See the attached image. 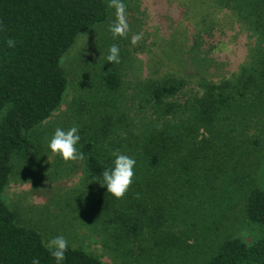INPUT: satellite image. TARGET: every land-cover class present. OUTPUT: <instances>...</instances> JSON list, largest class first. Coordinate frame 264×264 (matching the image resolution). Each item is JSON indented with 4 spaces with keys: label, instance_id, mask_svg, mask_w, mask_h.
Wrapping results in <instances>:
<instances>
[{
    "label": "rangeland",
    "instance_id": "1",
    "mask_svg": "<svg viewBox=\"0 0 264 264\" xmlns=\"http://www.w3.org/2000/svg\"><path fill=\"white\" fill-rule=\"evenodd\" d=\"M105 2L107 20L80 34L61 60L68 82L61 105L29 133L39 156L33 161L11 160L1 199L16 214L17 224L36 230L49 247L81 249L105 264H206L229 237L247 244L263 237L264 231L246 218L243 198L251 189L264 188V136L261 149L236 166L230 163L229 171L215 159L226 158L232 149H237L232 155L237 159L243 148L235 145L240 143L223 146L221 151L212 147L210 161L214 167L210 171L199 170L193 178L175 177V185L171 178L168 189L164 183L167 176L155 179L152 191H148L154 206L146 212L152 223L131 235L139 244L133 252H126L127 238L114 226L105 233L96 227L102 225L103 218L99 210L92 213L88 202V190L94 184L87 177L80 147L82 138L88 139L100 128L99 115L107 112L110 117H125L124 124L113 127L123 136L124 125L132 116L134 123L141 117L153 119L156 105L150 88L154 84H177L178 92L166 102L180 104L200 92V83L236 84L240 77L253 73L264 56V43L254 31L256 0L231 5H217L215 0ZM211 33L222 41L215 57L205 59L197 49L188 51L189 35H200V49H207L213 38L207 34ZM107 72L120 76L118 91L103 88L100 77ZM261 80L256 78V82ZM253 98L245 104L264 113V103L258 108ZM97 145L100 148L99 141ZM106 150L110 154L112 149ZM241 169L250 177L244 187L239 186L245 180L238 172ZM181 185L184 187L179 191ZM136 196L142 202L140 198L145 195L139 193L133 198ZM111 201L113 217L120 204L113 198ZM121 209L122 214L127 212ZM132 214H136L134 209ZM165 220L162 235L161 222ZM174 236L177 241L172 245Z\"/></svg>",
    "mask_w": 264,
    "mask_h": 264
},
{
    "label": "trees",
    "instance_id": "2",
    "mask_svg": "<svg viewBox=\"0 0 264 264\" xmlns=\"http://www.w3.org/2000/svg\"><path fill=\"white\" fill-rule=\"evenodd\" d=\"M238 1L248 0H215L217 5ZM256 2L254 31L259 42L264 43V0ZM107 18L105 0H0V264H105L81 249L46 245L36 230L17 224L16 214L1 199V193L10 177L13 157L33 161L39 156V148L30 140L29 133L61 105L68 85L62 58L80 34L103 24ZM189 39L188 51L197 49L205 59L215 57L222 45L217 34L208 41L207 49H200V35H189ZM257 77L262 80L256 82ZM100 81L108 92H116L122 85L115 72L101 75ZM263 87L264 56L255 71L240 77L236 84L226 87L200 83V92L180 104L166 102L178 92L177 84H154L150 98L155 102L156 116L152 114L153 119L149 120L141 117L136 123L132 122V116L124 125L123 136L115 133L113 127L124 124L125 117H110L107 112L99 115L100 128L88 139L82 138L80 152L85 158L87 177L94 184L88 190V202L92 213L99 210L103 218L101 226L96 224L101 233L114 226L121 237L128 239L126 252H133L139 244L131 235L146 230L152 223L146 212L154 206L148 191H152L155 179L167 176L164 183L168 189L171 178L173 181L178 176L193 178V173L199 170L210 171L214 167L210 149L215 146L221 151L223 146L240 143L235 147L243 148L237 159L232 157L237 149L230 148L225 151L230 150L226 158L215 159L222 167L228 166L227 171L231 170L230 163L235 162L236 166L259 151L264 136V113L245 103L254 97L253 102L259 108L264 103ZM133 125L136 128H127ZM107 148L112 149L110 154ZM197 164L201 167L197 168ZM238 172L245 179L239 186H247L249 173L243 169ZM139 193L145 195L140 198L142 202L138 196L133 198ZM112 198L120 204L113 217ZM243 199L246 218L264 231V188L251 189ZM121 208L127 212L122 214ZM133 209L136 214H132ZM166 223L167 220L161 222V229L159 225L162 235ZM175 241L174 236L170 244ZM213 254L206 264H264V236L249 244L238 237H229Z\"/></svg>",
    "mask_w": 264,
    "mask_h": 264
}]
</instances>
